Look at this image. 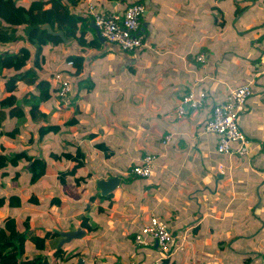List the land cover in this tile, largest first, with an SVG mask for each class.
I'll use <instances>...</instances> for the list:
<instances>
[{
  "label": "crops",
  "instance_id": "0c3cea01",
  "mask_svg": "<svg viewBox=\"0 0 264 264\" xmlns=\"http://www.w3.org/2000/svg\"><path fill=\"white\" fill-rule=\"evenodd\" d=\"M36 1L39 0H12V3L30 8ZM60 1L63 5H68L66 0ZM43 3L47 9L56 4L54 0H43ZM89 3L95 4L98 9L116 12L124 11L131 3L148 6L149 12L143 19L142 28L144 23H148V27L141 34L146 48L130 55L131 53L117 47H110V56H105L108 52L101 54L106 44L99 38L94 21L88 15ZM69 9L72 17L88 20L92 31L87 30L84 34L87 44L82 46L76 39H69L64 44L46 46L43 54L47 56V60L42 64L41 73L45 78H53V74L58 71H72L68 62L74 55L85 60L81 65L79 78H73L80 81V88L75 94L79 114L75 108L60 110L62 106L55 95L42 107L50 116L53 112L61 116L69 112L68 120L64 123L76 117L78 126L70 128L72 134L73 130L90 132V139L110 133L113 134L109 136L120 135L122 138L119 137V143L116 142L117 146L112 150L105 141L96 145L109 162L98 161L97 171L84 176L81 173L89 161V154L82 145L85 143L79 144L75 139L68 140L65 144L70 148L69 151L57 153L47 150L49 157L45 160L39 157L37 153L40 151H35L36 147L28 148L27 144L38 143L44 149L45 139L56 134H48L43 140H39V129L51 124L41 123L35 126L28 115L26 98L34 88L18 84L13 94L16 96L17 106L22 103L25 105L21 106L24 117L18 119L10 116L8 97L11 92H7V87L16 72L0 67V180L9 179L15 184L21 182L20 185L31 181L22 180L23 168L14 169L6 158L7 153L15 154L28 149L46 169L45 175L36 183L44 191L42 201L54 204L51 214L55 216H51L48 210L43 213L35 212V217L47 215L46 220L52 224L47 225L46 221L47 228L37 229L38 236L44 237L48 231L55 232L58 227H62V232L81 228L87 233L83 239H74L64 245V252L67 254L64 258L51 256L49 263L78 264L79 259H84L85 264L160 263L162 255L156 245L139 246L135 243L137 233L148 224L151 215H156L181 237L180 244L184 250L170 256L176 264H228L234 254L238 259L236 264H248V259L252 258L253 264H264V48L256 45L264 33L261 28L264 24V0H77V4ZM46 26L50 28V25ZM54 27V32L61 31L58 22ZM83 32L85 26L81 22L78 24L79 38ZM20 35H24L23 32L16 36ZM24 39H27L26 35ZM96 39L101 43L99 47L95 46ZM72 44L79 49L65 56L68 45ZM25 45L26 41L21 39L12 44L9 42L0 47V53L18 51ZM34 52L32 48V55ZM201 54L207 58L205 64L196 61V57ZM90 56H94L100 63L111 64L105 70L107 75H114L115 71L122 75L120 85L116 83L115 75L110 76L112 82L121 92L132 89V94L139 100L137 105H132V111L137 114L119 111L125 121H140L139 106L145 105L151 109L149 113L156 119L152 133L140 135L143 127L137 125L131 132L139 135L133 134L136 142L130 144L126 137L131 138V133L124 135L117 131V123L111 126L110 118L103 122L100 129L87 131V118L98 108H103L100 103L91 105L87 100L95 91L98 81L94 80L89 85L90 88L81 89L82 82L87 81L86 77L92 69V65L87 66V58ZM93 60L92 64L95 63ZM108 76L106 81L112 86ZM249 83H252L255 95L239 117V126L254 143L252 153L248 157L220 154L218 137L205 132L212 107L223 103L232 89ZM192 89L206 92L210 106L199 111L188 110L185 117L178 118L177 108ZM128 97L130 95H126L125 99L130 101ZM132 99L135 100L133 96ZM47 104H51L49 110L46 108ZM123 104L130 106L128 103ZM135 115L137 117L130 120L129 117ZM17 119L23 121V124L17 126ZM28 126L31 130L27 131ZM9 128L11 129L8 130ZM18 129L19 134L13 137ZM83 133L77 138H82ZM36 134L38 139L33 143L31 139ZM145 136L148 140L143 141L142 148H137V141ZM169 136L171 140L166 143ZM123 137L126 139L125 143V139L121 142ZM25 145L27 146L23 149ZM77 147L82 148L87 162L77 173V177L85 180L76 184V188L73 184L74 177H68L65 184L59 177L60 172L70 171L75 164L65 160L56 162L51 154H75ZM146 155H155L158 158L157 165L149 179L136 178L131 170ZM23 161L25 160L20 164ZM62 163L64 168L60 170L57 165ZM2 171L8 174L4 178ZM14 177L16 180H13ZM111 177L120 178L121 185L110 199L100 201L98 182ZM93 181L95 189L91 194H85L83 188L90 186ZM4 185L0 181V187ZM14 195L20 197V194ZM33 195L37 197V194L31 193ZM84 195H87V199ZM83 200L85 204L75 211V201ZM12 212L13 210H7L5 216L0 218V224L9 214L17 219L18 230L22 231L21 223L34 211H29L24 220L21 215H13ZM83 219L86 228L82 227ZM33 220L32 226L38 227ZM49 226L51 227L48 228ZM62 238H50L46 250L31 246L27 249L26 256L45 255L47 249ZM238 243L243 245L237 248ZM108 249L114 254L109 255ZM235 249H239V252L235 253ZM254 250L260 252L251 256ZM76 251H80L82 257L68 260L67 256ZM232 263L230 261L229 264Z\"/></svg>",
  "mask_w": 264,
  "mask_h": 264
},
{
  "label": "trees",
  "instance_id": "16d2710c",
  "mask_svg": "<svg viewBox=\"0 0 264 264\" xmlns=\"http://www.w3.org/2000/svg\"><path fill=\"white\" fill-rule=\"evenodd\" d=\"M56 4L51 9H47L43 0L36 1L30 8L19 7L12 3V0H0V47L9 42L12 44L17 40H25L26 45L19 48L18 51L2 52L0 53V67L7 70H14L16 75L10 78L7 92H11V96L8 97V106L10 107V116L12 118L21 119L24 117L23 107L16 105V96L13 92L16 90L18 84H23L28 88H34V90L26 98V101L30 107L29 115L33 120L34 125L41 123H49L50 115L43 110V105L50 102L54 95L58 92V87L53 78H45L42 76V64L46 63L47 56L43 54L44 48L48 45L64 44L65 40L62 37L53 35L49 32L46 25H50V30L55 31V23L60 24L61 31L64 32L67 40L76 39L79 44L84 46L86 43L84 34L87 30L92 31L88 20L78 19L72 17L70 13V6H75L77 0H66L68 5H63L60 0H54ZM131 3L130 5H132ZM52 5V4H51ZM129 5V6H130ZM82 22L85 26V32L78 37V24ZM264 29V24L261 27ZM19 32H23L27 39H24V35L16 36ZM60 32V31H59ZM259 41V42H258ZM256 45L260 48L263 47L264 33L258 39ZM101 43L96 39L95 46L99 47ZM32 48L34 49V55H32ZM264 48V47H263ZM202 55V54H201ZM199 56V55H198ZM197 56V57H198ZM196 57V61H197ZM33 59V60H32ZM70 61L74 62V66L70 68L72 71H63L68 78H79L80 71L85 60L81 56L74 55ZM79 83L80 81L77 80ZM13 86V87H12ZM253 86V85H252ZM75 94L78 93L77 88ZM58 99V98H57ZM59 100V99H58ZM77 95L75 100L73 99L69 108H75L76 113L79 114V108L77 107ZM63 101L59 100V104L65 107ZM26 118V117H25ZM27 119V118H26ZM78 124L76 117L72 118L63 125H46L39 129V140H43L48 134H59L63 128H71ZM20 129L13 133V137L19 134ZM94 135H97L95 133ZM248 138V137H247ZM249 139V138H248ZM35 143V139H31ZM103 146V145H101ZM105 147V146H104ZM106 148V147H105ZM53 160L58 162L59 160H65L67 162L74 163V167L70 171H64L59 173L60 181L65 184L68 177H74L76 184H80V181L85 179L77 177V173L80 168H83L87 162V157L81 147H77L75 154L70 152L64 153H52ZM6 158L11 167L18 169L20 162L25 160L27 167L31 168V181L35 183L39 181L46 172L45 166H41L39 159L31 155L29 150H23L20 153L6 154ZM18 173V171H17ZM19 174V173H18ZM7 172L2 171V178L7 176ZM133 175V174H132ZM136 178H140L133 175ZM149 179V178H140ZM16 180V177L13 178ZM113 193L107 197L98 194L99 200H108L112 197ZM32 201L37 205L39 203L35 195L31 196ZM3 199V191L0 187V202ZM53 204V203H52ZM8 209L19 210L22 208L23 202L18 195H9L7 198ZM35 217V212L32 215H28L24 220L22 231L18 230V221L15 217L7 215L0 224V264H50V257L64 258L67 255L64 251V245L57 248V244H54L52 248H48L45 255H36L33 257H27V249L29 247H35L39 250H46L47 241L50 238H60L58 231H48L44 237L38 236V228L32 226V220ZM35 229H34V228ZM82 227L86 228L85 220H82ZM38 229V230H37ZM90 230L91 228L88 227ZM59 236V237H58ZM63 239V238H62ZM256 255V254H255ZM254 255V256H255ZM163 256V255H162ZM251 256H253L251 254ZM80 251L70 253L67 256L68 260L81 258ZM66 258V257H65ZM253 264L254 259H248ZM256 261V260H255ZM159 264H176L170 257H162Z\"/></svg>",
  "mask_w": 264,
  "mask_h": 264
},
{
  "label": "built area",
  "instance_id": "2783aa9c",
  "mask_svg": "<svg viewBox=\"0 0 264 264\" xmlns=\"http://www.w3.org/2000/svg\"><path fill=\"white\" fill-rule=\"evenodd\" d=\"M87 9L88 15L92 17L101 36L110 47H117L126 53H136L146 48L144 36L140 34L146 12L143 4L133 3L124 11L116 12L101 10L95 4L89 3ZM197 62L205 64L206 56H198ZM68 66L72 68L74 62L69 61ZM54 81L58 87L55 97L63 101L64 106L69 109L74 99L71 78L66 77L63 71H58L54 75ZM253 94L252 83H249L232 89L223 103L212 107L205 132L218 137L220 154L248 157L252 153L254 143L240 130L239 117L245 111ZM208 106H210L208 94L192 89L184 96L176 114L178 118H183L188 110L199 111ZM170 140L171 137H167L166 143ZM157 161L158 158L155 155H146L138 165L133 167L131 173L140 178H150ZM180 238V235L172 231L166 222L156 215H151L148 224L137 233L135 243L139 246L156 245L162 257H170L175 252L184 250L180 244ZM116 264L125 263L117 262ZM155 264H159V261Z\"/></svg>",
  "mask_w": 264,
  "mask_h": 264
},
{
  "label": "rangeland",
  "instance_id": "374dc122",
  "mask_svg": "<svg viewBox=\"0 0 264 264\" xmlns=\"http://www.w3.org/2000/svg\"><path fill=\"white\" fill-rule=\"evenodd\" d=\"M65 43H66V41H65ZM77 48L78 47L77 46L75 47L73 44L72 45H68L67 53H65V56L73 53L74 51L77 50ZM108 50H110V46L106 43V47H105L104 51H102L101 54H103L105 52H108ZM130 55H133V54L131 53ZM105 56H110V52H108ZM94 58H95L94 56H90L89 58H87V66L88 65L89 66L92 65V69L90 71V75H88L86 77L87 81L85 80L84 82H82L81 89L84 90L85 88L89 87V85L92 82H94V80H96V82L98 81L95 84V86H96L95 91H93L89 95L90 97L89 96L87 97V100L90 101L91 105H96V103H100L101 108L102 107L103 108L102 109L98 108L97 111H95L91 116H89L87 118V120H86V125L88 126L87 131L94 130V129H100L99 127H101L103 122L105 120H109V118H110L112 120L111 123H110L111 126L113 124L117 123L116 124L117 131H120V133L121 132L124 133V135H127L128 133H131V135H132L131 138L126 137L127 140L128 139L130 140V144L136 142V138H133L134 137L133 134L142 135V134H150V133H152L153 130H154V127L156 126V125H154V123H156L155 122L156 119L151 117L152 113H149V112H151V109L148 106H145V105L144 106H139V114L138 115H140V121L136 120L135 123H132V122H129V121H125L124 120L125 118L122 115H120L119 111H124V112L128 111V114H130V115L131 114H137L136 111L135 112L132 111V109H133L132 105H137L139 103V100L136 99V97L132 94V89L130 91H128V92H125L126 89L121 92L116 87L114 82H112V78L110 76L114 77V75H115L116 83L118 85H120L121 84L120 77L122 75H120L118 71H115L114 75L111 74L110 76H108L105 70L111 64L100 63L98 61V59H94ZM92 60H93V62H95L94 64H92ZM223 60H225V59H223ZM225 64H227V62ZM116 68H118V67H116ZM235 69H233V70H235ZM107 76H108V79L110 80V82H112V86H110V84L107 83V81H106ZM71 81L73 82V87L74 88H77V89L80 88L79 87L80 83L77 80L71 79ZM87 90H90V89H87ZM254 91H255V89H254ZM88 94H89V92H88ZM126 95H130V97H128L130 101L125 99ZM254 95H255V93L253 94V96ZM25 96L26 95H24V98H25ZM132 96L134 97L135 100L132 99ZM74 100H75V91H74ZM123 103H128L130 106L125 105ZM50 106H51V104H47L46 108L49 110ZM109 106H111L110 109H109ZM29 109H30V107H28L27 111H29ZM69 109H72V108H69ZM60 110H62V111L65 110L66 111V110H68V108L61 107ZM73 110H74V108H73ZM68 114H69V112L67 113V115ZM67 115L64 114V115L61 116V115L57 114L56 112H53V113H51L50 122L49 123L51 125H53V124H62V123L66 122L68 120ZM135 117H137V115L131 116L129 118H130V120H133V118H135ZM100 121H102V122H100ZM16 124H17V126H19V125L23 124V121H19L17 119L16 120ZM137 125H140V127H143L140 130V133L139 134L132 133L131 132L132 128L135 129L137 127ZM30 126H28L27 131L29 129L31 130ZM10 129L11 128H9L8 130H10ZM37 129H39V126H38ZM63 129H64L63 132H61L60 134L51 135V136H48L45 139L46 141H45V148L44 149H42L40 147L41 145H38V143H35V144H32V145L27 144L29 146L28 148H30V147L31 148H35L36 147L35 151H40V152L37 153L39 155V157L42 158L43 160H45V159H48L47 157H49L47 155V150H50V151L54 150V152H57V153L60 152V151H63V150L64 151H66V150L69 151L70 148L65 144V142L68 141V140H74L75 139V140H77L76 142L79 143V144L85 143V144H82V145H83V147L85 148V150L89 154V161H88L87 166L83 169V173H81V174H84V176L87 175L90 172H94V170L97 171V167H98V163H99L98 161H100V160H102L104 162H109L110 161V160H108V161L105 160V155L103 154V152L96 148L97 144L101 143L102 141H105L109 145L110 150H112L114 147L117 146V143H119L118 139H119L120 135H117V134H115V136H109V135L113 134V133H110L108 135H104L102 137H98L97 139H90L89 138L90 132H84L83 133L82 131L79 132V131H74L73 130V134H72L70 128H63ZM82 133H83L82 138L80 137L78 139L77 136H79ZM34 138H35V140H37L38 139V135L36 134L34 136ZM120 138H122V137H120ZM124 139L125 138L123 137V139H121V142ZM126 139L123 141V143H125ZM145 140H148L147 136H145L143 139H141V141H137L138 142L137 143V145H138L137 148H142V145L144 144L143 141H145ZM25 142H26V139H25ZM27 145H25L23 147V149H25ZM110 150H109V153H110ZM25 163H27V162L23 161L20 164V166H19V167L23 168L21 170V173L23 174V177L21 179L24 180V181H29V180H31V179H29V174H31V168L30 167L29 168L25 167ZM91 164H94V166H91ZM57 166L60 168V170H62L61 168H64L63 167L64 163H62L61 165H57ZM17 171H19V170H17ZM13 173H14V171H13ZM0 181H2L5 184L4 186H1V189H2L4 194H3V199L0 202V218H3L5 216V212L7 210L9 211L8 206H7V198L9 197V195H13V194H16V193L20 194V197L22 199H24L25 201L23 202L22 208L20 210L12 212L13 215H17V214L21 215V219L24 220L26 218V216L29 214V211H34L36 213H38V212L39 213H43V212H47V210H48L50 212L49 214L51 216H55V215L51 214V210L54 208V204L50 205L49 201H42L44 191L42 189V186H37L36 185L37 182L32 183V181H30L29 183H24L23 185H20L21 182H19L18 184H15V183H12L9 179H3V180H0ZM73 184L77 188L76 183L73 182ZM88 189H89V191H88ZM94 189H95V183L93 181V182H91L90 186L84 187L83 191H84L85 194H91ZM27 190H28V192H27ZM31 193L37 194V198H38V202L37 203H39L38 205L35 202L32 201ZM84 196H85V199H87V195H84ZM80 198H82V197L80 196ZM84 204H85L84 200L82 202L75 201L73 208L76 211L79 207L83 206ZM46 216L47 215L43 214L41 216H37V217L33 218L34 219L33 223L35 222L37 224V226H38L36 228H39V227H40V229L47 228V226H46L47 223H45L46 221L48 222L47 225H51L52 226V224H50L51 221L46 220ZM51 226H49L48 228H50ZM58 228L59 229H56V231H58L59 234H61L62 231H60V228H62V227H58ZM61 241L62 240H60L58 242L57 247L60 245ZM242 245L243 244L238 243L236 247L240 248V246H242ZM234 252L235 253L239 252V249H235ZM259 252L260 251L254 250V251H252V255L254 256L255 254H257ZM108 253H109V255L110 254H114L109 249H108ZM232 254H234V253L232 252ZM230 261L233 262L232 264H236L238 259L236 258L235 254H234V257H231V259H229V261L227 263L229 264Z\"/></svg>",
  "mask_w": 264,
  "mask_h": 264
},
{
  "label": "water",
  "instance_id": "95a60500",
  "mask_svg": "<svg viewBox=\"0 0 264 264\" xmlns=\"http://www.w3.org/2000/svg\"><path fill=\"white\" fill-rule=\"evenodd\" d=\"M125 1V0H123ZM149 12V7H146V12H145V16H147ZM148 27V23H144L143 24V28L140 34L143 33V31L145 30V28ZM94 28L98 31L97 27L94 25ZM49 29V32L53 35L62 37L66 42L67 39L65 38V35L63 32H52ZM98 36L101 39V41L105 44L106 40L101 36L100 32L98 31ZM121 185V179L118 177H111L107 180H101L98 182V189L101 192V195L104 197L109 196L110 194H112L119 186ZM86 231H84L81 228H78L74 231H68V232H62L60 235L63 237L60 245L58 246V248H60L61 246H63L66 243L71 242L74 239H83L86 236ZM78 264H85L84 259H79Z\"/></svg>",
  "mask_w": 264,
  "mask_h": 264
},
{
  "label": "clouds",
  "instance_id": "9594fccd",
  "mask_svg": "<svg viewBox=\"0 0 264 264\" xmlns=\"http://www.w3.org/2000/svg\"><path fill=\"white\" fill-rule=\"evenodd\" d=\"M106 44V43H105Z\"/></svg>",
  "mask_w": 264,
  "mask_h": 264
}]
</instances>
